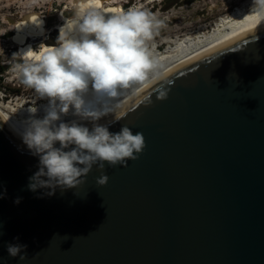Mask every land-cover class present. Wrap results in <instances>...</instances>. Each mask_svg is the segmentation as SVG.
I'll use <instances>...</instances> for the list:
<instances>
[{
  "label": "water",
  "instance_id": "water-1",
  "mask_svg": "<svg viewBox=\"0 0 264 264\" xmlns=\"http://www.w3.org/2000/svg\"><path fill=\"white\" fill-rule=\"evenodd\" d=\"M109 122L142 132V154L105 164L104 186L94 165L52 195L29 190L39 158L0 126V264H264V24L176 66Z\"/></svg>",
  "mask_w": 264,
  "mask_h": 264
},
{
  "label": "clouds",
  "instance_id": "clouds-1",
  "mask_svg": "<svg viewBox=\"0 0 264 264\" xmlns=\"http://www.w3.org/2000/svg\"><path fill=\"white\" fill-rule=\"evenodd\" d=\"M74 9L59 26L55 45L41 43L35 50L29 46L12 57V71L20 82L48 101L43 117L35 115L36 107L30 109L32 115L20 130L24 144L39 158L28 188L52 189L48 195L57 187H77L94 165L101 170L96 183L104 186L109 179L105 164L127 167L129 160L138 159L146 147L142 132L133 133L127 125L111 132V122L99 121L118 107V97L161 79L155 45L149 42L162 22L152 13L133 6L105 15L100 0H77ZM245 16L264 22V0H252ZM169 91L162 87L157 99H167ZM66 116L74 118L66 122ZM83 121L90 122L91 129ZM26 249V244L6 245L8 256L20 261L27 259Z\"/></svg>",
  "mask_w": 264,
  "mask_h": 264
},
{
  "label": "rangeland",
  "instance_id": "rangeland-1",
  "mask_svg": "<svg viewBox=\"0 0 264 264\" xmlns=\"http://www.w3.org/2000/svg\"><path fill=\"white\" fill-rule=\"evenodd\" d=\"M76 2L0 0V67L4 68L0 75V92L8 96L5 100L0 93V102L14 104L17 98L31 100L35 95L12 71L15 63L13 53L29 46L38 49L41 43L55 45L59 26L74 15ZM251 4L252 0H100V8L105 15L135 6L149 11L161 21L158 32L149 42L150 47L155 45L156 55L164 54L172 46L171 43H163L165 39L176 40L204 31L236 8H247Z\"/></svg>",
  "mask_w": 264,
  "mask_h": 264
},
{
  "label": "bare ground",
  "instance_id": "bare-ground-1",
  "mask_svg": "<svg viewBox=\"0 0 264 264\" xmlns=\"http://www.w3.org/2000/svg\"><path fill=\"white\" fill-rule=\"evenodd\" d=\"M251 6L252 4L247 6V8L244 6L236 8L231 13L219 18L214 25L206 30L196 32L191 36L187 35L182 38H177L176 40L165 39L163 43H171L172 46H169L164 54L157 55L161 65V76L194 56L213 49L225 41L231 40L264 24V22L258 24L250 16H245L249 13ZM153 82L135 93L118 97L114 101V104L118 105V107L123 106L133 100ZM0 99H2V97H0ZM14 102V104L11 102L8 104L0 102V126L13 131L21 130L23 123L32 115L29 111L32 108L36 107L38 111L35 115L42 118L44 115V106L48 103L47 100L37 98L36 95L31 97V100L17 98ZM73 118L72 116H66L64 119L67 122Z\"/></svg>",
  "mask_w": 264,
  "mask_h": 264
},
{
  "label": "trees",
  "instance_id": "trees-1",
  "mask_svg": "<svg viewBox=\"0 0 264 264\" xmlns=\"http://www.w3.org/2000/svg\"><path fill=\"white\" fill-rule=\"evenodd\" d=\"M187 1H190V0H187ZM2 72H4V68L0 67V75L2 74Z\"/></svg>",
  "mask_w": 264,
  "mask_h": 264
}]
</instances>
